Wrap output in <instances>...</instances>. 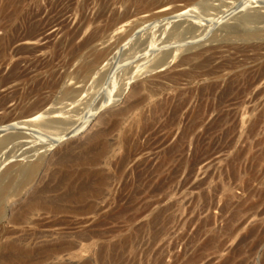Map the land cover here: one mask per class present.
I'll return each mask as SVG.
<instances>
[{
  "label": "rangeland",
  "instance_id": "1",
  "mask_svg": "<svg viewBox=\"0 0 264 264\" xmlns=\"http://www.w3.org/2000/svg\"><path fill=\"white\" fill-rule=\"evenodd\" d=\"M108 1L16 0L15 8L12 5L6 9L0 7V53L2 52V56L0 55V97L11 95L6 109L1 108L0 110V125L2 126L21 121L18 116L21 109L15 108L17 99L29 93L28 89L33 87L27 79L29 77H24L26 75L22 74L25 69L38 70L36 75L39 78L46 76L50 84L54 85L53 87L45 86L43 89V98L46 100L45 110L63 108L59 104L61 103L59 97H61V88L64 87V83H66L65 86H73L74 81L69 80L72 77L80 82L75 87L83 85L82 75L77 74L75 70L88 59V48L78 50L77 47H81L90 39L96 29H103L106 24L115 19L126 17L123 21L125 24L123 30L127 32L131 28L134 29L125 41L117 45L108 62V67L113 65V71L118 73L116 90L113 91L114 98L117 100L115 104L112 103L104 110H99L80 135L65 140L44 154V163L37 182L25 188L19 199H15L16 201L13 199L7 203L8 215L24 203V199L30 194L32 188L39 186L42 180L44 183L47 181L46 176L50 165L56 162L61 154L63 155L67 147L83 142L102 126L109 114L125 109L139 98L144 100L126 118L118 120V130L112 134L113 136L108 137L109 141L117 143L125 130L131 124H136L135 118L139 114L142 115L153 108L156 103L174 94V91L168 88L169 84L164 83L165 85L157 89L154 95L146 92H140L138 95V87L142 83L151 82L154 76L161 74L162 68L153 72L147 70V66L152 67V63L161 57L159 55L167 51H174L175 54L178 50L176 60L166 66V72L171 74L187 69L186 66H179L180 59L199 50L224 47L220 51L223 56L228 55L226 47L230 46L231 42L224 40L225 32L221 31L222 27L233 25L246 12L264 14V8L261 5L257 7L253 5L247 8L246 12L231 15L218 25H213L214 28L211 27V30L207 29L209 21L216 20V15H221L225 9L219 0H140L136 4H132L131 0ZM164 8H169V11L174 9L175 12L165 17H158L157 13ZM151 15L157 17L150 18ZM176 23L181 25L179 33L184 34L183 31L190 26L207 30L209 34L203 31V34L198 36L201 31L197 29L193 35L194 40L189 36H187L188 40L175 37L173 41L168 42L170 44L168 47L158 50L164 45V32L167 34L171 26ZM118 35L113 32L106 39L93 42L91 47L95 46L94 48L99 50L106 49L115 45ZM23 37L28 39L17 41ZM136 40L139 41L136 42ZM145 41H153L160 45L150 57L142 56L144 51L141 50L147 44L139 45ZM244 55L253 57L254 52L249 51ZM237 57L240 60L243 59L240 55ZM116 63L117 66L114 65ZM140 63L142 64L141 72L136 74L127 85L128 81H125L127 73L131 69V73H134L136 71L134 67L137 64L141 65ZM254 65L255 63L249 64L248 67L253 70ZM14 67L21 69V72L17 74H20V77L16 76L18 80L14 77ZM47 70H51L52 74H45ZM97 77L84 82L85 92L82 95L84 97L82 103L80 102L81 106L75 104V110H71L73 119L88 116L90 110L86 107L97 104L102 98L101 95L104 96L111 88L105 81L100 82ZM228 77L226 76L220 84L221 88L224 87ZM26 80L28 83L25 82ZM201 85H191V88L196 89ZM187 88L188 86L184 87L183 84L179 91L183 92ZM262 90H264V80L252 88L246 103L238 107L235 131L230 140L218 145L216 153L211 158L198 164L188 162L184 171L176 175L170 197L157 196L162 201L161 205L152 213L144 212L134 224L96 225V220L109 212V209H102L95 218L92 215L81 216L70 213L60 214L54 218L52 215L43 213V227L41 228H33L30 225L14 227L4 223L5 227L15 233L24 229L27 233L34 231L38 236L42 235L43 238L38 241L43 242L44 247L42 264H264V93L260 94ZM194 105H196L195 100L191 106ZM214 117L215 113L211 114L206 124ZM183 120L184 115L180 117L182 123ZM201 131L202 129L198 130V133ZM38 132H41L42 140L35 143L36 146L33 144L11 145L2 152L0 172L7 163L15 161V158L7 159L8 155L17 157L24 152L40 150L41 148L37 146L42 144L44 153L51 137L57 134L54 131L47 132V130H38ZM179 134L180 131L177 130L172 141H175ZM192 152L193 146L189 145L186 152L188 160H191ZM148 157L147 154L138 156L126 167L125 173L129 174L137 162ZM96 203L98 207L103 208L104 205L101 202ZM153 215H157L153 222L154 225L150 221ZM35 220L37 217L31 218L32 222ZM90 232L96 233L90 234ZM84 234L87 237H84ZM4 242L6 240H3ZM60 242H63V248L57 250Z\"/></svg>",
  "mask_w": 264,
  "mask_h": 264
},
{
  "label": "bare ground",
  "instance_id": "2",
  "mask_svg": "<svg viewBox=\"0 0 264 264\" xmlns=\"http://www.w3.org/2000/svg\"><path fill=\"white\" fill-rule=\"evenodd\" d=\"M15 1H1L0 7L1 9H6L12 5L15 8ZM219 1L225 9L222 12L220 10L222 14H217L216 20L209 21V28L206 27L207 29H211V27L213 29V25H218L219 22L229 16L243 12L253 5L254 7L261 5L264 8V0ZM130 2L136 4L140 0H131ZM170 11L169 8H164L157 13V16L165 17L175 12L174 9ZM263 15L256 12H246L236 22L234 20V24L232 21L233 25L229 23L230 25L225 24L226 26L222 27L221 31L225 32V35H223V37L225 36L224 40L231 42L230 46L226 47L228 55H222L220 50L224 47L199 50L180 59L179 66H186L187 69L177 74L166 72V66L176 60L178 50L175 51V54L174 51H167L159 55L161 57L152 63V67L147 66V70L153 72L162 68L161 74L154 76V80L151 82L142 83L138 87V95L140 92L154 95L157 89L165 85L164 83L169 84L168 88L172 89L174 94L156 103L153 108L145 111L142 115L139 114L135 118L136 124H131L119 137L117 143H112L108 140V137L113 136L112 134L118 130V120L126 118L144 100L143 98H139L134 104L132 103L125 109L109 114L102 126L89 135L83 142H79L71 147L69 145L63 155L59 156L60 158L57 156L59 159H56V162L53 161L54 163L52 162L53 164L49 167L46 176L47 181L44 183L42 180L39 186L32 188V191L29 192L30 194L27 197L25 196L24 203L17 206L11 215H8L6 210L7 203L13 199H19L25 188L37 182V177L44 163V154L65 140L80 135L99 110H104L110 104L117 101L114 98L113 91L116 90L118 73L113 71V65H109L110 67H108V62L110 55L117 48V45L125 41L134 29L131 28L127 32L123 30L125 27L123 21L126 17L113 21L110 20L111 22L106 24L103 29H96L91 38L84 42L81 47H77L78 50L88 48V59L83 61L75 70L77 74L82 75L83 85L75 87L80 82L72 77L69 80L74 81L73 84L70 83L73 86H65L66 83H64V87L61 88V97H59L61 98V103H59L60 101L58 102L63 108H53L50 111L45 110L46 100L43 98L42 92L45 86L49 85L51 87L52 84L46 79V76L39 78L36 75L38 70L25 69L22 74L26 75L24 77H29L27 79L33 87L28 89L29 93L26 92L27 94L17 99L18 102L15 108L21 109L19 110L21 113L18 115L21 121L5 126L0 125V135H2L0 136V155L11 145L33 144L36 146L37 142L42 140L41 132H38V130L54 131L57 134L55 133L56 135L51 137V140L45 147L44 153L42 144L37 146L41 148L40 150L24 152L17 157H10V155L6 157L7 159L15 158V161L7 163L5 168L0 172V264L43 263V242H38L43 238L42 235L38 236L34 231L27 233L24 229L15 233L9 231L4 223L14 227L30 225L33 228H41L43 227V213H45L44 215H52L54 218L66 213L81 216L92 215L95 218L102 209H109V212H106L105 215L96 220V225H132L137 222L144 212L149 211L152 213L161 205L162 201L157 196L164 195L165 198H169L173 192V183L176 175L184 171L188 162L198 164L211 158L216 153L218 145L230 140L235 131V118L239 109L238 107L246 103V99L251 94L252 88L264 80ZM157 16L151 15L150 18ZM179 24L176 23L171 26L167 34L164 32V45L158 50L168 47L170 45L168 42L175 37L181 40H188L187 36L189 38L192 37L193 40L195 39L193 35L200 28L189 26L187 30L185 29L186 32L184 30V34H182L179 33L181 27ZM200 31L198 36H201L203 31L208 32L203 29ZM113 32L119 34L115 45L102 50L94 48L95 46L91 47L93 42L97 40L102 41L103 38L106 39ZM28 38L23 37L17 41ZM138 41L136 40V42ZM147 42L145 41L139 46L147 44L141 50L144 51L142 56L150 57L157 51L160 45L153 41ZM249 51L254 52L253 57L244 55ZM1 53L0 55L2 56ZM15 53L17 52L15 51ZM73 53L76 52L73 51ZM238 55L242 56L241 58L243 59L240 60L237 57ZM139 57L141 56L139 55ZM135 58L137 59L136 55ZM253 63H255V68L251 70L248 66ZM114 65L117 66V63ZM141 66L142 64H137L134 67L136 68L134 73H131L132 69L129 70L125 80L128 81L127 85L135 78L136 74L141 72ZM106 67L108 68L105 69ZM14 70L15 76H13L20 77V74H17L21 72V69L14 67ZM50 71L47 70L45 74H52ZM101 71L104 72L100 73ZM95 76H98L97 79L100 82L103 83L105 81L108 84L107 86H111V88H108L109 90L106 91L107 93L105 92L104 96L101 95L102 98H100L97 104L91 105L92 107L89 105L86 107L90 110L88 111V116H83V118L80 116L79 119H73L74 116L71 115V112L75 110V104L80 105L84 97L82 96L83 92H85L84 82H88L93 77L95 78ZM226 76L229 77L224 87L221 88L220 84ZM9 78L11 77L9 76ZM16 78L18 80V77ZM25 82L28 83L27 80ZM183 84L184 87L188 86V88L181 92L179 90ZM195 84L202 85L196 89H192L191 85ZM263 93L264 90L260 92V94ZM10 97L11 95L0 97V110L1 108L6 109L7 103L11 100ZM194 100L196 101V105L191 106ZM186 110L188 111L184 114ZM213 113H215V117L206 124L208 117ZM182 115H184L183 123L180 121ZM200 129L202 131L198 133ZM177 130L180 131V134L175 141H172ZM189 145L193 146L191 160H188L186 155ZM144 154H147L149 157L140 160L136 165L134 164L135 166L132 167L130 173L128 172L129 174L125 173L126 167L138 156ZM18 157L21 158L18 159ZM113 159L114 161H112ZM105 192L107 194H104ZM97 201L104 205L102 206L103 208L101 206L98 207ZM157 215L151 217L150 221L152 224ZM32 217H37V220L32 222ZM91 233L94 234L96 232ZM85 235L84 237H87ZM3 240H6V242L3 243ZM58 247L57 250H61L63 242H60Z\"/></svg>",
  "mask_w": 264,
  "mask_h": 264
}]
</instances>
